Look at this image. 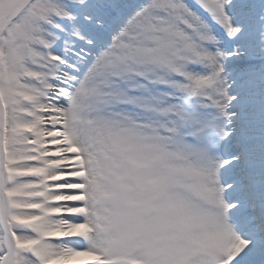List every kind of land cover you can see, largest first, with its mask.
I'll return each instance as SVG.
<instances>
[{"label": "snow or ice", "instance_id": "1", "mask_svg": "<svg viewBox=\"0 0 264 264\" xmlns=\"http://www.w3.org/2000/svg\"><path fill=\"white\" fill-rule=\"evenodd\" d=\"M0 264H264V0H0Z\"/></svg>", "mask_w": 264, "mask_h": 264}]
</instances>
